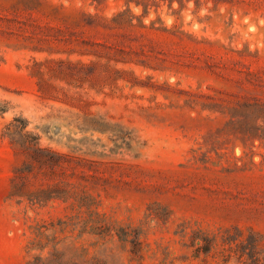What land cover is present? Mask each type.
Listing matches in <instances>:
<instances>
[{
  "label": "rangeland",
  "instance_id": "374dc122",
  "mask_svg": "<svg viewBox=\"0 0 264 264\" xmlns=\"http://www.w3.org/2000/svg\"><path fill=\"white\" fill-rule=\"evenodd\" d=\"M13 118L76 199L11 195ZM236 229L264 264V0H0V264H221Z\"/></svg>",
  "mask_w": 264,
  "mask_h": 264
},
{
  "label": "trees",
  "instance_id": "16d2710c",
  "mask_svg": "<svg viewBox=\"0 0 264 264\" xmlns=\"http://www.w3.org/2000/svg\"><path fill=\"white\" fill-rule=\"evenodd\" d=\"M26 126V120L13 118V120L4 127V136L9 139L15 153L24 158L22 166L15 169V176L12 179L11 195L26 197L29 201L37 203H44L53 198H63L64 200L70 198L76 199V193L74 192L75 187L69 181H62V183H56L46 188H31L34 186V181L38 178L39 170L52 167L56 162L55 157L59 155L46 147H41L38 143L39 137L27 132L25 130ZM43 176H48L47 172H44ZM30 179L34 181H30ZM57 224L61 230L66 227V223L63 221H58ZM42 227L45 229L41 230ZM47 230L46 226H40L35 229V232L37 236L40 237L43 236L44 231ZM236 233H238V236L229 235L227 233V236L221 240L222 248L214 253L213 256H220L221 264L228 262L232 256L235 257L237 263L242 262L244 258L246 261H250V264H258L259 259L256 256V239L251 238V236L246 239L240 238L242 233L237 229ZM45 237L46 243L56 240L55 234H52L50 238L49 236ZM197 239H199L201 243L194 248L195 257H198L200 254L208 256L214 243L213 238L206 235L200 237L194 235L191 237L188 247L195 246ZM56 255H59V252H56ZM28 264L38 263L30 262Z\"/></svg>",
  "mask_w": 264,
  "mask_h": 264
}]
</instances>
